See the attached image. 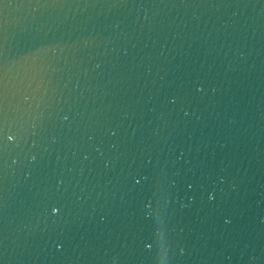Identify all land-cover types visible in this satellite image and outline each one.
Returning <instances> with one entry per match:
<instances>
[{
  "label": "water",
  "instance_id": "obj_1",
  "mask_svg": "<svg viewBox=\"0 0 264 264\" xmlns=\"http://www.w3.org/2000/svg\"><path fill=\"white\" fill-rule=\"evenodd\" d=\"M0 264H264V0H0Z\"/></svg>",
  "mask_w": 264,
  "mask_h": 264
}]
</instances>
